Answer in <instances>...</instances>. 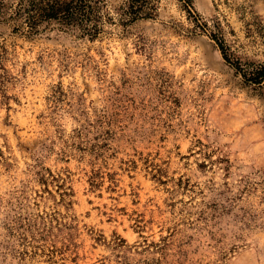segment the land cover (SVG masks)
Wrapping results in <instances>:
<instances>
[{
    "label": "rangeland",
    "instance_id": "rangeland-1",
    "mask_svg": "<svg viewBox=\"0 0 264 264\" xmlns=\"http://www.w3.org/2000/svg\"><path fill=\"white\" fill-rule=\"evenodd\" d=\"M5 2L0 264H264V0H159L95 39Z\"/></svg>",
    "mask_w": 264,
    "mask_h": 264
},
{
    "label": "trees",
    "instance_id": "trees-1",
    "mask_svg": "<svg viewBox=\"0 0 264 264\" xmlns=\"http://www.w3.org/2000/svg\"><path fill=\"white\" fill-rule=\"evenodd\" d=\"M0 0V14L7 5ZM159 0H120L111 5L108 0H14L10 18L21 21L30 32H36L43 24L55 23L67 30H76L81 36L95 39L102 33L105 24L113 21L129 24L139 19L155 16ZM189 13L193 0H178ZM205 29L207 25L205 24ZM223 58L241 69L234 55L218 37L212 36ZM246 80L254 84L264 83V64L255 66Z\"/></svg>",
    "mask_w": 264,
    "mask_h": 264
}]
</instances>
